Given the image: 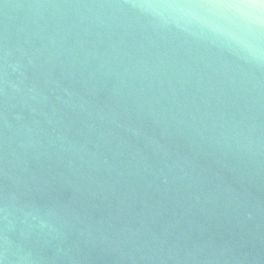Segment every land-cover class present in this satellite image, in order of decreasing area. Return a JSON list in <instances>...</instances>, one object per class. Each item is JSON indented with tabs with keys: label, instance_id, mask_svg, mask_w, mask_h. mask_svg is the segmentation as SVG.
Segmentation results:
<instances>
[{
	"label": "water",
	"instance_id": "1",
	"mask_svg": "<svg viewBox=\"0 0 264 264\" xmlns=\"http://www.w3.org/2000/svg\"><path fill=\"white\" fill-rule=\"evenodd\" d=\"M0 264H264V5L0 0Z\"/></svg>",
	"mask_w": 264,
	"mask_h": 264
},
{
	"label": "snow or ice",
	"instance_id": "2",
	"mask_svg": "<svg viewBox=\"0 0 264 264\" xmlns=\"http://www.w3.org/2000/svg\"><path fill=\"white\" fill-rule=\"evenodd\" d=\"M238 3L243 2V3H247L249 5L255 4V3H259L260 5H264V0H237Z\"/></svg>",
	"mask_w": 264,
	"mask_h": 264
}]
</instances>
